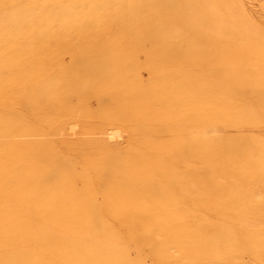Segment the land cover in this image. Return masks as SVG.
Listing matches in <instances>:
<instances>
[{
  "label": "rangeland",
  "instance_id": "1",
  "mask_svg": "<svg viewBox=\"0 0 264 264\" xmlns=\"http://www.w3.org/2000/svg\"><path fill=\"white\" fill-rule=\"evenodd\" d=\"M41 1L0 0V127L3 129V132L0 130V143L27 145L36 142L43 149L52 144L61 148L63 140L91 144L97 140L105 144L104 134L113 128L112 131L117 130L120 134L114 143L119 149L117 153L131 152L126 143L130 133L126 123L130 113L124 108H117L124 103L121 92L126 76L123 74L122 81L113 82L108 80L107 75L94 78L95 71L92 78L95 66L80 74L81 65L77 60L73 61L75 57H71L73 52H88L92 57L102 47H118L120 65L132 69L145 80L148 69L143 66L149 53L128 54L129 49L123 48L126 42L137 47H159L161 51L164 48L166 53L170 52L167 58L174 59L176 63H183L187 56L196 61L195 70L204 74L208 87L214 89L216 85L223 84L229 88L230 92L225 94L230 95L229 98L236 101L239 108L229 111V116L226 114L222 127L209 115L210 127L206 137L210 141L228 133L233 138H264V0H235L238 9L232 12L226 11L222 5L233 4L232 0ZM67 7L75 8L71 10ZM13 9L20 11H14L15 15ZM228 21L235 24L237 33L228 25L223 27V23ZM113 49H103L106 52L99 54L101 63L111 60ZM178 51L186 55L179 57ZM237 63L241 72L238 76H231L237 70L234 66ZM228 78L233 82L231 86L225 85ZM71 86L81 88L80 92L74 94ZM154 91L151 88L147 96L154 97ZM152 100L151 105L155 102ZM53 102H60L61 105H54ZM149 104L146 108L153 112L156 106ZM236 113L242 115L241 120L237 119ZM123 114L129 116L126 118ZM9 127L15 131L9 132ZM119 142L127 151L122 150ZM229 145L222 140V172L211 162H208V169H213L215 175H211L212 182L222 184L223 195L232 190L234 195L229 198V204L233 208L227 210L222 207L214 212H204V216L196 210L184 227H180L200 233V237L196 236L193 241H197L194 244L203 242L201 254H189L182 250L178 241L189 240L181 233L180 236L172 233L173 227L167 221L144 223L138 216L128 219L125 230L117 228L112 241L120 248L131 249L133 245L130 242L140 240L142 255L153 264H264V152L248 145L245 150L242 151V147L241 152L238 151L239 154H246H241L243 159H238L235 157L238 152H232L233 148ZM8 155L2 153L0 160ZM34 156L31 150L12 153L16 170L13 174L29 172ZM183 161L191 162L190 159ZM104 174L105 170L95 184L98 202L102 200L104 191ZM251 210L258 219L248 217L246 212ZM236 211L245 212L244 219L237 218ZM218 224L227 234L220 235L215 226ZM97 235L88 237L95 239Z\"/></svg>",
  "mask_w": 264,
  "mask_h": 264
},
{
  "label": "bare ground",
  "instance_id": "2",
  "mask_svg": "<svg viewBox=\"0 0 264 264\" xmlns=\"http://www.w3.org/2000/svg\"><path fill=\"white\" fill-rule=\"evenodd\" d=\"M101 1L104 0H92L94 3ZM232 1L234 6L222 3L228 12L238 9L237 2ZM67 8L73 10L75 7ZM12 11L19 13L20 10ZM224 26L235 29V24L229 21L223 23ZM234 31L237 33L236 29ZM107 48H114L110 52L112 58L109 62L101 63L99 54L106 52L103 49ZM123 48H128V54L133 55L140 51L149 53L148 61L143 66L148 69L145 80L132 69L120 65L118 47H102L92 57L88 52H73L71 57H75L73 61L77 60L81 65L80 74L95 66L92 78L95 71L94 78L107 75L108 80L113 82L122 81L123 74L126 76L121 92L124 103L117 105V108H124L130 113L131 124L126 123L130 133L125 140L131 152L117 153L119 149L114 143L120 134L117 130L112 131L113 128L104 134L105 144L97 140L93 144L63 140L60 142L61 148L52 144L43 149L36 142L27 145L0 143V155L9 153L0 160V174L6 172V175H0V264H153L142 255L140 240L130 242L133 245L131 249L120 248L112 241L117 228L125 230L132 216H138L144 223L167 221L173 227L172 233L178 236L181 233L183 238L189 240L178 241L179 247L186 253L198 255L203 252V242L194 244L197 241H193V238L200 237V233L197 230L185 231L180 227H184L196 210L204 216V212H214L222 207L227 210L233 208L229 204V198L234 195L232 190L222 194V184L210 179L215 175L213 169H208V162L217 165L222 172V140L230 144L232 152H241V148H244L243 151L248 145L264 152V138H233L228 133L210 141L206 137L210 127L209 115L222 127L226 114L239 108L238 103L225 94L230 92L229 88L223 84L216 85L214 89L208 87L204 74L195 70L196 61H191L187 56L183 63H176L174 59L167 58L170 52L166 53L164 48L161 51L159 47H137L131 42H126ZM128 54L126 56L135 58ZM177 55L183 57L186 53L178 51ZM197 58L202 59L198 55ZM93 61L98 63L94 64ZM234 66H237V70L231 76H238L241 67L238 63ZM232 83L228 78L225 85L231 86ZM71 88L74 94L81 90L77 86ZM151 88L156 92L154 97L147 96ZM150 100L155 101L153 112L146 108L149 103V106L152 104ZM52 104L61 105L60 102ZM241 116L238 114L237 119L241 120ZM0 130L3 132L1 127ZM8 130L15 131L12 127ZM122 142L125 143L124 140ZM28 150L35 155L30 171L13 174L16 170L11 154ZM122 150L127 151L123 145ZM240 152L235 157L243 159L246 154L241 153L242 156ZM184 159L191 162L184 163ZM104 170V191L102 189V200L98 202L95 184ZM244 213L235 212L237 218L242 219ZM246 214L258 219L253 210ZM215 226L220 235L225 233L221 224ZM93 234H98L95 239L88 237Z\"/></svg>",
  "mask_w": 264,
  "mask_h": 264
}]
</instances>
